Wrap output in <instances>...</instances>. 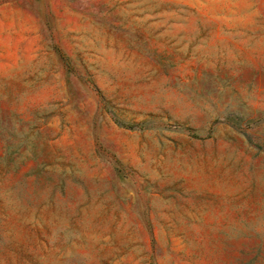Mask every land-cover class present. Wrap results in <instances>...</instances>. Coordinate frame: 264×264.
<instances>
[{
	"label": "rangeland",
	"instance_id": "1",
	"mask_svg": "<svg viewBox=\"0 0 264 264\" xmlns=\"http://www.w3.org/2000/svg\"><path fill=\"white\" fill-rule=\"evenodd\" d=\"M0 264H264V0H0Z\"/></svg>",
	"mask_w": 264,
	"mask_h": 264
}]
</instances>
